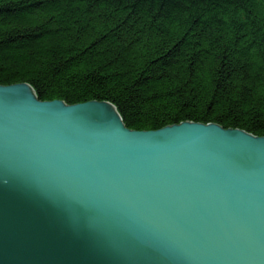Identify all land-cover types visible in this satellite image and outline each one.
Wrapping results in <instances>:
<instances>
[{
	"label": "water",
	"instance_id": "obj_1",
	"mask_svg": "<svg viewBox=\"0 0 264 264\" xmlns=\"http://www.w3.org/2000/svg\"><path fill=\"white\" fill-rule=\"evenodd\" d=\"M115 107L0 85V264H264V136Z\"/></svg>",
	"mask_w": 264,
	"mask_h": 264
},
{
	"label": "trees",
	"instance_id": "obj_2",
	"mask_svg": "<svg viewBox=\"0 0 264 264\" xmlns=\"http://www.w3.org/2000/svg\"><path fill=\"white\" fill-rule=\"evenodd\" d=\"M0 0V85L113 103L151 131L216 123L264 136V1Z\"/></svg>",
	"mask_w": 264,
	"mask_h": 264
},
{
	"label": "bare ground",
	"instance_id": "obj_3",
	"mask_svg": "<svg viewBox=\"0 0 264 264\" xmlns=\"http://www.w3.org/2000/svg\"><path fill=\"white\" fill-rule=\"evenodd\" d=\"M259 1L262 2V1H264V0H257L256 2L259 3ZM263 5H264V4H263ZM112 104H113V103H112ZM113 105H114V104H113ZM115 108H116V107H115ZM116 109H117V108H116ZM127 128H129V127H127ZM129 129H130V128H129ZM131 130H133V129H131Z\"/></svg>",
	"mask_w": 264,
	"mask_h": 264
}]
</instances>
